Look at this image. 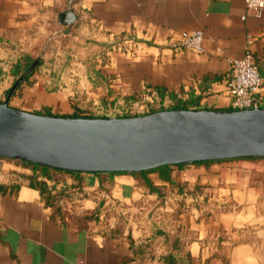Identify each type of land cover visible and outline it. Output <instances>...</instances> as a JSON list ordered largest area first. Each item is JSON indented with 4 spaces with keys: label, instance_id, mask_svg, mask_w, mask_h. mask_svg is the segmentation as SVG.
Wrapping results in <instances>:
<instances>
[{
    "label": "crops",
    "instance_id": "1",
    "mask_svg": "<svg viewBox=\"0 0 264 264\" xmlns=\"http://www.w3.org/2000/svg\"><path fill=\"white\" fill-rule=\"evenodd\" d=\"M69 2L0 0V99L38 59L11 106L55 114L106 89L117 102L232 109L229 61L249 52L264 77V9L245 0ZM68 7L65 32L57 15ZM194 29L200 51L170 46ZM258 96L264 105V83ZM0 264H264V158L44 175L0 157Z\"/></svg>",
    "mask_w": 264,
    "mask_h": 264
},
{
    "label": "water",
    "instance_id": "2",
    "mask_svg": "<svg viewBox=\"0 0 264 264\" xmlns=\"http://www.w3.org/2000/svg\"><path fill=\"white\" fill-rule=\"evenodd\" d=\"M68 7L57 21L73 25ZM34 59L0 101V157L72 172H133L229 158H264V105L243 109L175 107L141 115L89 117L11 106Z\"/></svg>",
    "mask_w": 264,
    "mask_h": 264
},
{
    "label": "built area",
    "instance_id": "3",
    "mask_svg": "<svg viewBox=\"0 0 264 264\" xmlns=\"http://www.w3.org/2000/svg\"><path fill=\"white\" fill-rule=\"evenodd\" d=\"M77 1L70 0L69 6H73ZM245 5L250 12L260 16L264 9V0H245ZM109 36L116 48L123 49L125 52L132 49L134 43L132 39L123 36L116 37L112 34ZM201 41L202 31L194 29L190 32H183L179 40L170 43V46L175 49L200 51ZM229 66L227 90L231 98V106L234 109H243L263 105L258 92L264 83V77L259 73L252 55L246 52L241 58L231 59ZM5 97L3 96L2 99H5ZM137 106L138 104L135 102L131 104V107Z\"/></svg>",
    "mask_w": 264,
    "mask_h": 264
},
{
    "label": "rangeland",
    "instance_id": "4",
    "mask_svg": "<svg viewBox=\"0 0 264 264\" xmlns=\"http://www.w3.org/2000/svg\"><path fill=\"white\" fill-rule=\"evenodd\" d=\"M106 89H103V92H98L96 96H91V98L86 99V95L79 99V101H73L74 104H71L70 109H62L54 106L55 114H72L76 113L79 116H89V117H123V116H134L141 115L148 112H152L159 109H170L175 107H181L186 105V101L177 102L176 100H142L138 99L134 101L138 104L137 107H131V104L134 102H130L129 105L124 102H117L114 100L113 95H108L106 93ZM3 99H0L2 101ZM9 102V101H8ZM19 104V103H17ZM24 102L20 105L23 106ZM42 105V104H41ZM74 105V106H73ZM24 106H27L24 104ZM37 112H46L47 109L41 110L40 105H35ZM33 108V107H31ZM188 108H193L188 106ZM34 108V110H36ZM49 111V110H48ZM50 112V111H49Z\"/></svg>",
    "mask_w": 264,
    "mask_h": 264
},
{
    "label": "trees",
    "instance_id": "5",
    "mask_svg": "<svg viewBox=\"0 0 264 264\" xmlns=\"http://www.w3.org/2000/svg\"><path fill=\"white\" fill-rule=\"evenodd\" d=\"M254 59V58H253ZM31 63V60H27L26 61V64L24 65V67H23V69H22V71L24 70V69H26V67L29 65ZM254 63L256 64V62H255V60H254ZM257 66V65H256ZM20 69V68H19ZM19 69H17L16 71L18 72L19 71ZM257 69H258V67H257ZM259 71V70H258ZM260 73V72H259ZM155 92H156V94L159 96V97H161V98H163L166 94H168V96H170V97H172V98H174V96H175V94L173 93V92H165V90L164 89H155ZM138 99H140V96H135V97H125L124 98V100H123V102L125 101V103H127V105H129V103L131 102H134V101H136V100H138ZM191 102H193V97H191V99L189 100V101H186V105H183V106H181V107H188V106H190L191 105ZM66 115H70V116H79L78 114H76V113H72V114H66ZM240 158H250V157H240ZM222 160V159H221ZM209 161V160H208ZM21 164H23V165H26V166H29L32 170H33V172H35V171H38L39 173H42V174H47L49 171H50V169H48V168H46V167H44V166H40V165H37V164H34V163H30V162H26V161H21ZM59 171H62V172H64V173H75V172H72V171H63V170H59Z\"/></svg>",
    "mask_w": 264,
    "mask_h": 264
}]
</instances>
